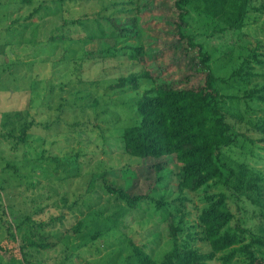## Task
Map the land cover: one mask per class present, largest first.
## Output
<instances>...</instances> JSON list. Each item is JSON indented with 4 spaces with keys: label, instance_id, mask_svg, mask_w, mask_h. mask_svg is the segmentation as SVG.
<instances>
[{
    "label": "rangeland",
    "instance_id": "obj_1",
    "mask_svg": "<svg viewBox=\"0 0 264 264\" xmlns=\"http://www.w3.org/2000/svg\"><path fill=\"white\" fill-rule=\"evenodd\" d=\"M143 1L136 9L114 0H63L60 7L52 0H0V243L6 248L0 264H137L130 242L159 260L172 245L166 221L171 205L190 223L205 204L202 190L178 192L179 163L168 157L153 199L138 208L105 188L143 193L154 180L144 165L152 160L124 150L122 127L137 119L133 104L121 100L133 93L110 87L139 70L129 57L131 47L142 44L145 59L162 66L177 86H196L203 78H188L189 58L172 32V0ZM191 14L189 28L211 53L223 108L237 135L222 158L264 176V100L248 97L250 90L264 97V77L244 81L233 75L242 65L241 48L253 46L255 38L264 42V0L251 2L240 31L244 43L237 32L214 31L203 15ZM105 18L117 30L131 28L128 36L99 37L108 29ZM130 18L136 19L133 29ZM51 34L64 40H50ZM30 121L35 123L20 141V128ZM221 190L219 185L213 192ZM160 197L169 206L158 209L153 200ZM228 202L232 224L263 234L262 208L244 196ZM79 221L73 235L70 228Z\"/></svg>",
    "mask_w": 264,
    "mask_h": 264
},
{
    "label": "trees",
    "instance_id": "obj_2",
    "mask_svg": "<svg viewBox=\"0 0 264 264\" xmlns=\"http://www.w3.org/2000/svg\"><path fill=\"white\" fill-rule=\"evenodd\" d=\"M52 1L57 2L58 7L63 2ZM114 1L133 3L136 9L141 2L145 4L143 0ZM251 2L252 0H172V32L181 45V52L189 58L188 78L203 75L198 85L177 86L165 71L164 74L161 72L162 66L156 65L154 68V63L145 59L142 44L132 46L129 55L138 64L139 70L119 77L115 84H109L117 91L133 93L132 98L124 95L121 100L124 105L133 104L137 119L122 127L124 150L145 161L151 159V163L144 165L146 168L150 166L154 180L149 190L143 193H131L128 187L113 184H106V190L116 194L127 207H140L145 200L153 199L151 193L162 182L163 171L167 167L164 159L168 157L179 163L177 190L180 194L185 191L204 192L205 204L199 209L193 222H187L178 205H171L166 221L172 245L161 259H153L142 247L130 242L137 264H211L216 260L221 264H231L234 260H240L242 264H264V230L260 235L237 223L232 224L234 214L228 202L244 196L252 205L262 208L261 214L264 215V176L245 163H235L232 166L223 160L225 149L234 144L237 135L223 108L217 77L211 66V53L189 28L191 13L195 11L205 17L206 24H210L214 31L237 32V39L244 43V34L240 31L246 25ZM32 15L30 13L26 19H30ZM104 20L108 29L100 30L99 37L118 39L128 36L131 31L128 26L117 30L109 18ZM130 20L133 29L136 19ZM92 38L94 37L91 36L90 39ZM49 39L55 42L64 40L62 34H51ZM253 43V46L242 45L245 46L241 48L244 52L241 57L242 65L233 73L244 81L250 76L264 77V42L255 38ZM54 66L55 63L51 67ZM54 69H51V74L55 73ZM261 89L264 90V84ZM253 93L250 90L248 97L264 100V97ZM93 99V105L96 106L98 98ZM33 123L35 122L30 121L20 128V141L25 140L26 129ZM2 135L14 137L12 133ZM132 173L135 176L136 173ZM219 185L224 190L213 192ZM177 198L180 201L184 199L183 196ZM153 202L158 209L169 206L164 197L154 198ZM80 226L79 221L70 228L73 235L79 232ZM246 231L249 232L248 238L245 236ZM197 242L205 245L206 249H201ZM5 250L0 243V253Z\"/></svg>",
    "mask_w": 264,
    "mask_h": 264
}]
</instances>
